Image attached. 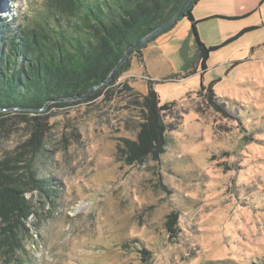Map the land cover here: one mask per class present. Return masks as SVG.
I'll return each instance as SVG.
<instances>
[{
    "label": "rangeland",
    "instance_id": "374dc122",
    "mask_svg": "<svg viewBox=\"0 0 264 264\" xmlns=\"http://www.w3.org/2000/svg\"><path fill=\"white\" fill-rule=\"evenodd\" d=\"M1 2L14 27L53 0ZM192 15L200 41L218 46L205 68L181 17L96 96L28 120L0 111V170L31 150L54 191L26 193L29 231L0 244V264H264V0H199ZM149 80L165 106L163 152L118 160L122 138L139 142Z\"/></svg>",
    "mask_w": 264,
    "mask_h": 264
},
{
    "label": "trees",
    "instance_id": "16d2710c",
    "mask_svg": "<svg viewBox=\"0 0 264 264\" xmlns=\"http://www.w3.org/2000/svg\"><path fill=\"white\" fill-rule=\"evenodd\" d=\"M183 1L53 0L48 11L31 24L14 27V18L0 14V111L15 112L19 118L28 120L32 113L69 105L83 95L96 96L128 69L129 58L107 83L89 92L109 76L125 49L173 16ZM198 1L192 0L181 17L191 22L205 68L209 52L218 46L206 47L197 35L192 8ZM145 44L133 52H140ZM138 56L142 57L140 53ZM203 89L202 86L200 92L207 105L222 111L223 105L211 86ZM135 102L142 110L139 142L122 138L123 144L118 142L115 152L118 160L129 163H141L148 157L157 159L166 144L162 116L165 106L159 105L151 80L146 93ZM32 124L37 132L36 123ZM33 155L30 150L20 165L7 166L2 162L7 168L0 170V244L7 245L8 250L16 243L17 234L24 238L29 231L26 223L33 211L26 193L40 191L50 197L54 192L48 187V180L36 174ZM172 221L173 214H170L166 223L170 231Z\"/></svg>",
    "mask_w": 264,
    "mask_h": 264
},
{
    "label": "water",
    "instance_id": "95a60500",
    "mask_svg": "<svg viewBox=\"0 0 264 264\" xmlns=\"http://www.w3.org/2000/svg\"><path fill=\"white\" fill-rule=\"evenodd\" d=\"M191 1L192 0H184L182 2V4L179 6V8L177 9V11L174 13L173 16H171L169 19H167L166 21H164L163 23H161L160 25H158L157 27L152 29L148 34L144 35L143 37L139 38L138 40L133 42L131 45H129L125 49L123 55L117 61L116 65L113 67V69H112L111 73L109 74V76L105 80H103L102 82H100L97 85H95L94 87H92L89 92H91L96 87L107 83L108 80L112 77V75L119 68V66L122 65L128 59V57H129L131 52L135 51L136 49H138V47H140L141 45L147 43L151 38H153L154 36L158 35L162 31H164L166 28H168L169 26L174 24L181 17V15L183 14L185 8L189 5V3ZM83 96H86V95H83Z\"/></svg>",
    "mask_w": 264,
    "mask_h": 264
}]
</instances>
